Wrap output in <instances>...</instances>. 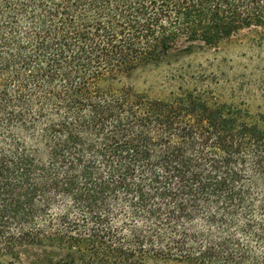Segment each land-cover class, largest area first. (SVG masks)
<instances>
[{
    "label": "trees",
    "instance_id": "16d2710c",
    "mask_svg": "<svg viewBox=\"0 0 264 264\" xmlns=\"http://www.w3.org/2000/svg\"><path fill=\"white\" fill-rule=\"evenodd\" d=\"M241 34L264 0H0V259L260 264L264 127L128 82Z\"/></svg>",
    "mask_w": 264,
    "mask_h": 264
},
{
    "label": "rangeland",
    "instance_id": "374dc122",
    "mask_svg": "<svg viewBox=\"0 0 264 264\" xmlns=\"http://www.w3.org/2000/svg\"><path fill=\"white\" fill-rule=\"evenodd\" d=\"M128 82L136 91L154 99H167L183 86L196 88L199 94L243 109L248 113V121L264 127V47L246 34L218 47L179 52L160 66L138 72ZM249 241L255 251L253 261L264 264V242ZM0 264H30V260L1 258ZM145 264L183 263L150 259Z\"/></svg>",
    "mask_w": 264,
    "mask_h": 264
}]
</instances>
